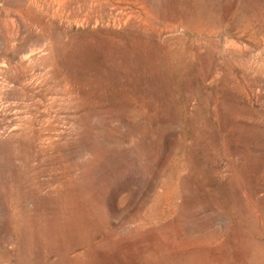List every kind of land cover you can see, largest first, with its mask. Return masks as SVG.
Here are the masks:
<instances>
[{"label": "rangeland", "instance_id": "rangeland-1", "mask_svg": "<svg viewBox=\"0 0 264 264\" xmlns=\"http://www.w3.org/2000/svg\"><path fill=\"white\" fill-rule=\"evenodd\" d=\"M0 264H264V0H0Z\"/></svg>", "mask_w": 264, "mask_h": 264}]
</instances>
